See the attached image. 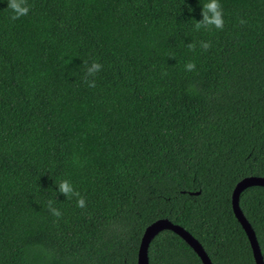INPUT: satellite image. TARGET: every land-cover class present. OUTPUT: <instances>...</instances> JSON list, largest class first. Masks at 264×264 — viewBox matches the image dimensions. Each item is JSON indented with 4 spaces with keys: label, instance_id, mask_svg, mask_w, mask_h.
Masks as SVG:
<instances>
[{
    "label": "trees",
    "instance_id": "obj_1",
    "mask_svg": "<svg viewBox=\"0 0 264 264\" xmlns=\"http://www.w3.org/2000/svg\"><path fill=\"white\" fill-rule=\"evenodd\" d=\"M207 2L27 0L12 21L0 0V264H136L161 217L212 264H255L230 194L264 176V0H219L223 29H197ZM238 205L264 264V186ZM147 259L202 264L169 229Z\"/></svg>",
    "mask_w": 264,
    "mask_h": 264
},
{
    "label": "water",
    "instance_id": "obj_2",
    "mask_svg": "<svg viewBox=\"0 0 264 264\" xmlns=\"http://www.w3.org/2000/svg\"><path fill=\"white\" fill-rule=\"evenodd\" d=\"M250 185L264 186V176L247 175L239 179L233 186L230 194V204L232 212L240 223L244 233L248 239L252 256L255 264H263L262 255L260 253L259 245L255 237L253 228L248 220L243 215L238 205L239 192ZM161 229H169L179 235L196 253L202 264H212L208 255L202 248L201 244L194 238L185 228L177 223L171 222L166 217H161L153 220L143 229L136 252V264H148L147 246L150 239Z\"/></svg>",
    "mask_w": 264,
    "mask_h": 264
},
{
    "label": "clouds",
    "instance_id": "obj_3",
    "mask_svg": "<svg viewBox=\"0 0 264 264\" xmlns=\"http://www.w3.org/2000/svg\"><path fill=\"white\" fill-rule=\"evenodd\" d=\"M8 2V9L12 11V15L10 19L12 21L18 20L23 16H26L29 11L30 7L27 4V0H7ZM203 16L204 20L202 22L196 23V28L200 29L202 27L210 28L215 27L216 29H223L224 21H223V12L219 0H208L207 3H204L203 7ZM210 43H203L202 47L204 50H208L210 48ZM191 47V46H190ZM86 63V62H85ZM102 65L98 62H93L89 67L86 68L87 76L94 77L97 72L102 69ZM189 71H192L195 68L194 63H189L187 65ZM86 83L89 87L94 88L96 86L95 80H87ZM60 191L66 195L71 196L75 195L79 198L77 199V206L80 208L86 207L85 199L80 196V193L74 192L73 186L67 181L64 180L59 184ZM53 215L59 217L61 213L56 211L55 209H51Z\"/></svg>",
    "mask_w": 264,
    "mask_h": 264
}]
</instances>
